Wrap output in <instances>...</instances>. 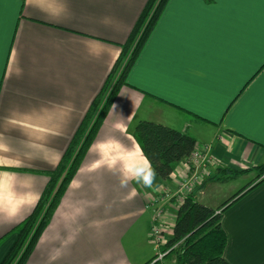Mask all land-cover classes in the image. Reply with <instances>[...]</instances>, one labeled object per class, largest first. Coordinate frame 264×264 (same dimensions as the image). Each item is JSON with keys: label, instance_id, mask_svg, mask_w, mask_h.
<instances>
[{"label": "crops", "instance_id": "1", "mask_svg": "<svg viewBox=\"0 0 264 264\" xmlns=\"http://www.w3.org/2000/svg\"><path fill=\"white\" fill-rule=\"evenodd\" d=\"M146 1L0 4V205L15 209L0 214V262ZM142 121L210 147L197 196L204 206L216 209L252 186L250 169L264 164V0H168L25 264H146L158 252L149 239L158 210L171 238L180 204L173 180L185 162L169 181L154 172L150 187H121L93 147L115 138L134 163ZM221 226L228 264H264V182L223 212Z\"/></svg>", "mask_w": 264, "mask_h": 264}, {"label": "trees", "instance_id": "2", "mask_svg": "<svg viewBox=\"0 0 264 264\" xmlns=\"http://www.w3.org/2000/svg\"><path fill=\"white\" fill-rule=\"evenodd\" d=\"M167 2L168 0L145 2L126 41L122 44L118 59L101 90L89 105L58 164L53 170L46 172L48 180L33 211L10 232L16 235V239L0 264L27 262L93 143L116 94L121 86L126 85L128 73ZM134 136L156 175L165 182L172 178L176 165L181 161L186 162L197 147L196 140L189 133L151 121L138 123ZM250 170L256 173L255 183L243 194L242 191L238 192L216 209L197 201L205 181L185 197L179 204L172 236L160 248L163 252L168 251L163 259L173 258L176 264H228L224 259L227 237L221 226V216L244 194L264 182V164ZM243 172L246 171H241ZM176 245L177 248H173ZM156 258L157 256L153 257L146 264H159Z\"/></svg>", "mask_w": 264, "mask_h": 264}, {"label": "clouds", "instance_id": "3", "mask_svg": "<svg viewBox=\"0 0 264 264\" xmlns=\"http://www.w3.org/2000/svg\"><path fill=\"white\" fill-rule=\"evenodd\" d=\"M115 107V106H114ZM116 128L122 127L121 124L115 125ZM94 149L100 157L101 163L119 177V185L126 187L129 182L141 184L144 187H150L155 178V173L148 159L138 148L135 150V156L130 162L128 153L131 151L125 145L121 144L115 138L109 137L97 141ZM15 211L14 207L0 205V214L11 215Z\"/></svg>", "mask_w": 264, "mask_h": 264}, {"label": "built area", "instance_id": "4", "mask_svg": "<svg viewBox=\"0 0 264 264\" xmlns=\"http://www.w3.org/2000/svg\"><path fill=\"white\" fill-rule=\"evenodd\" d=\"M209 151L210 147L207 145L201 147L197 146L185 162L181 179L173 180L176 181L175 184L177 185V189L173 197L177 198L180 203L185 199V197L201 186L204 168L209 162ZM172 176L174 177V173ZM160 216L161 211L158 210L155 217L153 218V222L149 231V239L158 251L156 261H161L168 253V251L163 252L160 250V248H162L167 243L164 239L163 228L159 222ZM173 248H177V245Z\"/></svg>", "mask_w": 264, "mask_h": 264}, {"label": "rangeland", "instance_id": "5", "mask_svg": "<svg viewBox=\"0 0 264 264\" xmlns=\"http://www.w3.org/2000/svg\"><path fill=\"white\" fill-rule=\"evenodd\" d=\"M176 187H177V185H175ZM177 189V188H176ZM164 231V230H163ZM165 233V232H164ZM157 254H158V252H157ZM157 256V255H156ZM168 262L170 261V259H166ZM172 260H174L173 258H172ZM175 261V260H174Z\"/></svg>", "mask_w": 264, "mask_h": 264}, {"label": "snow or ice", "instance_id": "6", "mask_svg": "<svg viewBox=\"0 0 264 264\" xmlns=\"http://www.w3.org/2000/svg\"><path fill=\"white\" fill-rule=\"evenodd\" d=\"M3 3V0H0V4H2Z\"/></svg>", "mask_w": 264, "mask_h": 264}]
</instances>
